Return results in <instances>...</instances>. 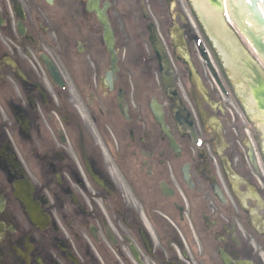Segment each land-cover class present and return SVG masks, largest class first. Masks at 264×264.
<instances>
[{
    "label": "flooded vegetation",
    "instance_id": "flooded-vegetation-1",
    "mask_svg": "<svg viewBox=\"0 0 264 264\" xmlns=\"http://www.w3.org/2000/svg\"><path fill=\"white\" fill-rule=\"evenodd\" d=\"M107 2L116 67L88 0H0V264H264V66L235 39L209 64L181 0ZM154 34L174 94L122 53L161 68Z\"/></svg>",
    "mask_w": 264,
    "mask_h": 264
},
{
    "label": "bare ground",
    "instance_id": "bare-ground-1",
    "mask_svg": "<svg viewBox=\"0 0 264 264\" xmlns=\"http://www.w3.org/2000/svg\"><path fill=\"white\" fill-rule=\"evenodd\" d=\"M195 5L200 14L203 16V19L217 44L223 49L227 63L232 64L233 58L229 55L230 53L224 48L223 44H221L220 37L224 36V38L228 39V43L231 47H234V36L233 34L225 32L223 28L225 22L222 20L221 10H219V8L215 5L209 3L207 0H195ZM223 9H226L230 16L235 17L236 21L240 22L236 0H223ZM231 54L233 56L235 55L234 52H231ZM235 73H237V71H235Z\"/></svg>",
    "mask_w": 264,
    "mask_h": 264
},
{
    "label": "water",
    "instance_id": "water-1",
    "mask_svg": "<svg viewBox=\"0 0 264 264\" xmlns=\"http://www.w3.org/2000/svg\"><path fill=\"white\" fill-rule=\"evenodd\" d=\"M250 1L251 0H236L237 3V8H238V13H239V18H240V23L242 26H247L248 24L252 27L253 30H257L259 32L264 31V27L259 24V22L254 18L253 13L251 12L250 8ZM260 4L262 7V10L264 11V0H260ZM89 7L90 8H95L98 12L99 18L101 22L105 26V36L107 39V45L110 49H113V43H114V37H113V32L112 28L110 26L109 21L107 20V16L104 11L100 10L98 6V0H90L89 2ZM157 48L159 49L160 53L163 56V61L165 64V79L168 83V86L171 87L173 85L172 80L170 78V72H171V66L169 63V59L167 57V54L163 48V46L157 42L156 43ZM21 192H24V190L21 188ZM28 206L30 209L33 210L32 203L27 199Z\"/></svg>",
    "mask_w": 264,
    "mask_h": 264
},
{
    "label": "rangeland",
    "instance_id": "rangeland-1",
    "mask_svg": "<svg viewBox=\"0 0 264 264\" xmlns=\"http://www.w3.org/2000/svg\"><path fill=\"white\" fill-rule=\"evenodd\" d=\"M186 8H188V7H187V4H186V2L183 1L182 5L179 6V9H180V10H181V9H182V10H185ZM185 11H186V10H185ZM188 12L190 13V10H189V9H188ZM183 13H185V12L183 11ZM193 23H194V24H193L192 27L196 29L197 26H196V24H195V23H196L195 19L193 20ZM196 33H197L198 35H201V34L198 32V30H196ZM127 52H128V49H127ZM143 52H145V54H148V51H147V47H146V46H145V50H143ZM151 61H153V59H152ZM124 65H125V64H124ZM125 66H126V69H129L127 65H125ZM155 75H156V73H155ZM217 99H219V100L222 99V100H223V98H222L221 96H219L218 94H217Z\"/></svg>",
    "mask_w": 264,
    "mask_h": 264
}]
</instances>
